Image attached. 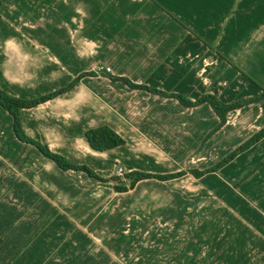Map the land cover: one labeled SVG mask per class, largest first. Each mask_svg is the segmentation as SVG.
I'll return each mask as SVG.
<instances>
[{
  "label": "crops",
  "instance_id": "obj_1",
  "mask_svg": "<svg viewBox=\"0 0 264 264\" xmlns=\"http://www.w3.org/2000/svg\"><path fill=\"white\" fill-rule=\"evenodd\" d=\"M244 74L264 86V0H0L5 92L38 99L81 78L70 92L23 111L26 134L104 179L119 176V169L154 175L206 170L215 164L183 166L190 149L206 160L208 149L227 140L231 115L255 110L258 120L264 118L263 101L231 113L213 133L220 120L210 106L185 108L174 98L113 78L193 102L213 95L229 104L260 94ZM104 126L126 145L92 150L86 134ZM248 139L238 140L235 149ZM263 150L264 140L202 179L192 174L150 179L118 193L114 182L62 171L20 141L13 118L0 108V264H32L36 256L20 252L21 241L31 233L36 237L37 223L56 228L62 242L57 251H64V258L71 245L92 252L93 264H264L263 218L247 219L242 210L226 219L181 217L174 211L166 217V210L190 206L157 202L161 196L154 195L164 184L187 177L202 181L205 193H245L243 187L251 185L252 191L257 188L254 195L264 194V168L240 187V173L228 174L242 161L263 163ZM228 154L220 151L216 164ZM240 172L248 173L244 167ZM80 260L74 264L85 263Z\"/></svg>",
  "mask_w": 264,
  "mask_h": 264
},
{
  "label": "rangeland",
  "instance_id": "obj_2",
  "mask_svg": "<svg viewBox=\"0 0 264 264\" xmlns=\"http://www.w3.org/2000/svg\"><path fill=\"white\" fill-rule=\"evenodd\" d=\"M229 121L231 122L230 125L232 129L230 128V130H228V133L226 132L225 135L227 137V140H224L222 145L217 144L208 149V155H206L207 159H202L200 161L198 159H201V157L198 158V156H194L192 154L194 150L190 149V153L187 157L186 163H183V166H185L189 170L191 168L204 169L216 164V159L220 151H228L229 153L232 152L237 147L238 140L241 141L248 139L261 128L262 125L260 124H264L263 117L259 118V120L256 118L255 110H246L242 113L235 114L233 116L231 115ZM262 153H264V150L262 151ZM222 155H225V153ZM222 155H220V157H222ZM258 165V162H254L251 163V165H248V163L243 164L242 161L238 166L235 165L231 167L232 170L228 174L230 175V173L232 172H239L240 180L242 178V173L240 171L243 170V167L246 173L255 166L257 167ZM225 174L226 176H228L227 173ZM203 186L204 185L202 184V181L194 180L193 178L189 177L180 180V182L176 181L169 186H166L164 184V186L154 194L157 197L161 196L155 201L166 202L168 204L174 205H179L178 202H180L182 203V205L186 204L190 206V209H187L186 211L182 210V206L181 209L178 210H166V217H172L173 214L171 211H174L175 213L180 212L181 217L186 216L188 218L196 219L205 217L207 219H210L220 217V214H222V217L226 219L232 218V215L233 217H236L238 211L242 210L241 212L244 211V213L242 214L247 219H264V194L254 195L253 193H255L257 188H255V191H252V187L250 185L243 187L242 191L245 193L237 190L236 193L222 192L219 194H214L205 193L204 190H202ZM151 201L153 200L151 199ZM225 201H228L230 206L229 204L226 205ZM219 208H221V210ZM222 209L223 211H227L231 215L229 216V214H225L224 212H222ZM49 226L50 223H47L46 225L37 223V227L34 228L36 230V237H34V233H31L30 236L29 233H26V235H22V239H26L28 236L29 237L26 241H21L22 246L20 252L27 251L26 255L32 254L34 257L36 256L32 264H60L59 260H62L61 263L68 260V264H74L80 259V263L82 262V260H85L84 264H93L94 262H97V259H95L96 257L93 256L92 252L88 254L86 252L87 250L75 251L71 248V245H69L70 248L67 249V257L64 258L65 252L63 251L59 254L57 251L62 243L60 240H58L57 236H55L58 231H56L55 227L49 228ZM76 237H78V235H76ZM78 256L79 258L77 259ZM101 264L111 263L105 262Z\"/></svg>",
  "mask_w": 264,
  "mask_h": 264
},
{
  "label": "trees",
  "instance_id": "obj_3",
  "mask_svg": "<svg viewBox=\"0 0 264 264\" xmlns=\"http://www.w3.org/2000/svg\"><path fill=\"white\" fill-rule=\"evenodd\" d=\"M244 75L260 89L261 91L260 94L252 99L240 100L229 104L224 103L219 98L213 95H205L196 102H193L184 95H180V94L171 95L147 86L136 85L126 78H113V79L115 81H122L128 84V86H130L133 89L146 90L148 92L158 94L167 98H174L178 100L179 103L185 108H195L203 105L210 106L220 120L219 125L213 131V133H215L227 124L229 115L231 113L243 110L249 106L264 101V86L258 84L249 75L247 74ZM80 80L81 78H78L67 88L61 89L48 96H44L32 100H26V99L14 97L8 94L7 92H5L0 87V108H2L4 111L10 114V116L13 118L14 132L20 141L37 148L43 154V156L53 161L62 171L82 172L85 173L91 179L100 181L102 183H107L110 181L114 182L115 190L118 193H127L131 190H134L140 182L150 179H156L165 182V181H171L182 178L187 174H192L195 178L202 179L207 175L215 174L222 171L223 169L231 165L238 157H240L244 153H247L248 151L253 149L257 144H259L264 140V127H263L260 131L255 133L251 138H249L246 142L240 145L237 149L229 153L223 160L203 171L196 169V170H190L188 172L184 171V172L167 174V175H154L141 171H134L125 174L124 177L116 176L113 177L112 179H104L100 177L90 167L85 165H79L62 155L52 152L48 146L42 145L41 143L30 138L24 130V122H23L24 110L36 108L41 104H44L50 100H53L63 94L70 92L76 87V85ZM86 137L91 149L96 152L103 153L126 145V140L122 136H120L116 131H114L112 128L107 126L90 129L87 132ZM262 168H264V162L258 165L256 168L249 171L246 175H244L240 179V181L236 184V187H240L242 184L247 182L259 169Z\"/></svg>",
  "mask_w": 264,
  "mask_h": 264
},
{
  "label": "built area",
  "instance_id": "obj_4",
  "mask_svg": "<svg viewBox=\"0 0 264 264\" xmlns=\"http://www.w3.org/2000/svg\"><path fill=\"white\" fill-rule=\"evenodd\" d=\"M107 71H108V72H111V69H107ZM118 173H119V176H120V177H124V175H125V172H124L123 169H119Z\"/></svg>",
  "mask_w": 264,
  "mask_h": 264
}]
</instances>
